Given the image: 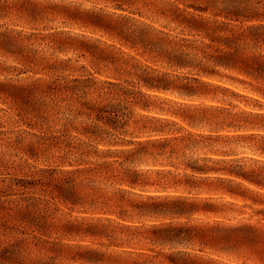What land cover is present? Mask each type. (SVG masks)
<instances>
[{"label":"rangeland","instance_id":"374dc122","mask_svg":"<svg viewBox=\"0 0 264 264\" xmlns=\"http://www.w3.org/2000/svg\"><path fill=\"white\" fill-rule=\"evenodd\" d=\"M226 1L0 0V103L26 127L80 117L106 126L99 146L83 150L41 138L72 156L64 170L89 172L61 186L66 202L50 193L52 179L27 201L0 198V264H258L260 246L219 228L264 230V129L255 116L264 99L174 65L198 64L199 40H209L193 19L225 20ZM32 81L67 87L19 90ZM185 85L197 93L180 94ZM88 106L104 111L89 115ZM178 195L197 196L198 210L165 211L164 197Z\"/></svg>","mask_w":264,"mask_h":264},{"label":"trees","instance_id":"16d2710c","mask_svg":"<svg viewBox=\"0 0 264 264\" xmlns=\"http://www.w3.org/2000/svg\"><path fill=\"white\" fill-rule=\"evenodd\" d=\"M264 0H228L226 6L221 10L225 20H210V21H197L196 29L199 33H203L208 38L209 43L199 40L197 50L201 53L198 64H190V62H175L174 65L181 67L192 66L197 69L199 76H205L209 78H217L218 80L212 82L211 85L223 91H229L236 94V89L231 86L242 85L244 88L250 89L252 92L259 94L264 99V10H262L259 4ZM224 71L230 72L229 74ZM189 81H196L201 84H209L207 81L200 80L196 77L184 78ZM229 84V85H226ZM144 85L150 88L168 90L173 88L170 84L152 85L148 82H144ZM66 85L61 86L56 81L39 82L32 81L26 85L20 86L19 90L22 93L31 92L35 90H41L44 88L46 91H58L60 89H66ZM235 87V86H234ZM179 89V88H178ZM179 93L182 95L190 96L197 93L196 89H191L187 85L180 88ZM21 92H19L21 94ZM88 113L92 115L104 111L103 107L88 106ZM255 116L261 117L263 122L258 124L259 128L264 129V113H256ZM87 127V126H86ZM84 135H91L90 132L82 133ZM95 139V137H93ZM99 141V140H98ZM77 145H72L75 147ZM65 147V146H64ZM77 149L83 150L82 146ZM192 171L198 173H209L211 171H222L220 169H206L199 167H190ZM89 169L87 168H74L63 170V175H55L52 173L51 179L55 180L54 184L50 185V193L57 198H63L66 202V192L64 188H61L64 184L72 183L76 178L87 174ZM225 174L236 177H243L250 181H253L248 176L237 173L233 170H224ZM54 177H57L56 179ZM188 180L186 179V183ZM49 182V181H48ZM45 182L41 187L47 185ZM191 189L194 188L193 184H188ZM38 187V186H36ZM228 194L233 195L234 192L225 190ZM164 201L167 208L165 211L172 214L184 216L190 215L192 212L198 210V204L200 200L197 196H165ZM211 206L208 202H203ZM172 204V205H170ZM202 210H205L202 208ZM264 216V209L261 212ZM37 227V226H35ZM219 228V227H217ZM189 227L181 226L179 231L181 233L191 232ZM226 233H234L243 236L252 245L260 246L259 254L264 257V230L258 228L255 225L241 224L238 226L219 228Z\"/></svg>","mask_w":264,"mask_h":264},{"label":"clouds","instance_id":"9594fccd","mask_svg":"<svg viewBox=\"0 0 264 264\" xmlns=\"http://www.w3.org/2000/svg\"><path fill=\"white\" fill-rule=\"evenodd\" d=\"M4 79L0 76V80ZM0 110V116H4V120L0 121V198L7 194V201L13 204L31 199L36 186L51 180L50 172L57 176L63 175L65 164L72 159L70 154L66 155V149L54 148L41 138L54 143L62 141L69 146L98 147V140L106 128L91 117H80L66 124L61 121L53 123L51 127L48 124L43 127H26L8 103H0ZM11 127L18 131L6 134ZM107 131L111 132L110 129ZM84 132H90L91 135L82 134ZM258 264H264V257H261Z\"/></svg>","mask_w":264,"mask_h":264}]
</instances>
